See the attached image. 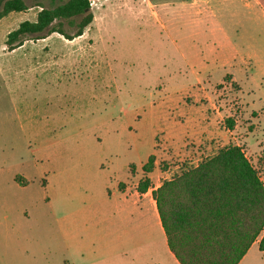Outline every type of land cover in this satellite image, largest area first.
Here are the masks:
<instances>
[{
    "label": "rangeland",
    "instance_id": "obj_1",
    "mask_svg": "<svg viewBox=\"0 0 264 264\" xmlns=\"http://www.w3.org/2000/svg\"><path fill=\"white\" fill-rule=\"evenodd\" d=\"M66 1L24 0L26 11L0 20V264H100L92 257L125 231L109 198L127 177L142 179L151 155V188L230 145L264 183V69L250 79L251 51L264 58L258 8L89 0L81 36L45 31L6 49L21 22ZM62 30L76 27L63 21ZM99 199L109 215L88 218ZM151 222L143 215V246L111 254L112 264H133L151 247Z\"/></svg>",
    "mask_w": 264,
    "mask_h": 264
},
{
    "label": "trees",
    "instance_id": "obj_2",
    "mask_svg": "<svg viewBox=\"0 0 264 264\" xmlns=\"http://www.w3.org/2000/svg\"><path fill=\"white\" fill-rule=\"evenodd\" d=\"M26 10L24 0H3L0 20ZM92 19L89 0L41 7L34 22L23 21L7 34L5 46L12 51L29 37L43 39L45 31L72 40L82 35ZM63 21L76 27L74 35L62 30ZM154 164L151 155L142 165L138 192L150 188L148 175ZM152 197L167 247L179 264H238L255 242L264 259V183L240 147H224L163 181Z\"/></svg>",
    "mask_w": 264,
    "mask_h": 264
},
{
    "label": "crops",
    "instance_id": "obj_3",
    "mask_svg": "<svg viewBox=\"0 0 264 264\" xmlns=\"http://www.w3.org/2000/svg\"><path fill=\"white\" fill-rule=\"evenodd\" d=\"M246 4H252L258 8L260 14L264 17V0H243ZM248 58V57H247ZM246 58V59H247ZM264 69V58H261L257 54V51H251L250 53V79L254 71ZM142 172V171H141ZM151 182H153V173L148 175ZM132 177H127L126 182L118 184L117 192L110 196V201L118 202L115 204L117 209H120V213L123 216L124 233L122 237H111L104 243L101 254L96 258L91 259V262H98L100 264H112L114 262L113 255L111 254H126L133 249L143 246V239L141 233L137 234L138 227H141V221L143 215H149L151 223L153 225L154 236L151 240H148L146 244H151L145 252L135 256V263L133 264H179L172 253L169 251L166 238L161 227L158 213L156 210L155 201L152 197V191L154 188H149L145 193L137 191L138 182H134ZM98 202V204H97ZM97 202H90L86 207L87 217L91 218L97 216L99 219L107 217L109 215L108 209H106L105 202L99 199ZM119 205V207H118ZM93 241H90L92 244ZM258 250V244L255 242L247 251L245 256L240 260L238 264H264L262 253L258 250L256 254H260L257 259L252 258L253 248ZM84 250L85 247H82ZM108 255V256H107ZM87 257V256H86ZM110 259V260H109Z\"/></svg>",
    "mask_w": 264,
    "mask_h": 264
}]
</instances>
